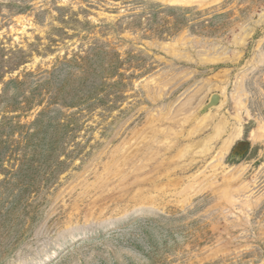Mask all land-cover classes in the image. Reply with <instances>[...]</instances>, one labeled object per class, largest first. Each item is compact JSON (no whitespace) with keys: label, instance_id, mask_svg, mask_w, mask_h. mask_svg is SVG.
Returning <instances> with one entry per match:
<instances>
[{"label":"rangeland","instance_id":"obj_1","mask_svg":"<svg viewBox=\"0 0 264 264\" xmlns=\"http://www.w3.org/2000/svg\"><path fill=\"white\" fill-rule=\"evenodd\" d=\"M210 1L0 0V264H264V0ZM163 109L242 136L128 172Z\"/></svg>","mask_w":264,"mask_h":264},{"label":"bare ground","instance_id":"obj_2","mask_svg":"<svg viewBox=\"0 0 264 264\" xmlns=\"http://www.w3.org/2000/svg\"><path fill=\"white\" fill-rule=\"evenodd\" d=\"M159 1L169 3L170 5H180V6H186V5L189 6V5L197 4V3L203 5V2H205V0H159ZM216 1H218V0H214V1L211 0L210 2H216ZM238 39H239V41L241 40V38H238ZM174 46H171V48L170 47L168 48L172 52V54H175L178 51V47L175 48ZM239 58L240 57H238V59ZM215 60H219V59L217 57L215 58V56H214L213 59H210L209 61L214 62ZM261 60H262V58H261ZM219 82H220V80H219ZM241 88L242 87L240 85V86H238L237 90H240ZM224 89L225 88L223 87V90ZM228 94H230V93H228ZM243 94H244V92H243ZM241 96H243V95H241L240 92H239V95H237V96H236L235 92L231 96L232 102L235 104V109H236V113H235V115H233V119L235 121H237L238 123L242 122L241 113L239 111L241 109H245L247 107L245 105V103L242 101ZM227 98H225V99H227ZM187 104H186L185 110L190 112L191 104H188V105ZM223 106H224V100L221 102L220 106L217 107V110L221 109ZM167 108H165V109H167ZM179 113H177V114H179ZM179 115L174 116V113H168L167 114L165 112V110L163 109L159 119H157V120L153 119L152 122H149V124L145 128H143L142 131H135V133L133 134V138H135V141L133 140L132 145L127 144V145H129V147H128L129 150L126 149L125 152L128 153L133 148V146L136 145V149L135 150L133 149L134 154L131 153V156L133 154L132 159L134 161L137 158H138V160L136 162V167H130L128 172L138 171L139 173L143 174V171H146L148 168H150L151 164H153L154 162H155V164H154V167H152V169L154 170V168L156 167V171H158V170H160L158 168L162 167L163 162L170 163V162H174L178 159H181V157L184 156L183 153L186 152L187 149H191L196 155H198V154L207 155L208 153H210L213 150L214 145L217 144L219 142V140L223 141V146L221 147V151L218 152V155L216 156L217 160L215 161V163H217V164H215L213 166H214V168H217L218 166H220V167L223 166V159L225 158L227 152L229 151V148L231 147V145L236 140H238L242 136L241 129L235 128V130H232L231 132L228 133L230 120L228 119V117H226L224 115H220V112H218V111H217V113L209 111L208 113H205L204 115L202 114L201 117L195 115V113L194 114L192 113L190 115H189V113H185V117H183V119L181 121H179V117H178ZM182 121L186 124L192 125V127L190 129L186 130L185 126L183 127L182 124L179 125ZM176 125H178L179 127ZM209 128L212 129L211 134H209L205 138H201L198 141L194 140V137L196 135L202 134L203 132H205ZM260 129L263 131L262 136H264V124L261 125ZM227 134H228L227 138L223 139ZM254 138H256V132L253 133V139ZM182 139L190 140V143L183 144ZM175 151L177 153L174 154ZM159 159H161V161H162V163H160V164L158 163ZM193 160L195 161L196 158ZM113 165L114 166H120L118 162L114 163ZM243 169H244V167H243ZM156 171H151L150 173H155ZM227 171L224 169V172H223L224 180H222V181L224 182V185H223V190H222L223 193L220 197V200L222 199V201H225L226 203L234 204L235 192L238 190H241V189L243 190L245 187L241 188L239 185L237 186L235 183L240 178L239 177L240 173L239 174H238V172L237 173H232V172L227 173ZM205 172L204 173L200 172L201 174L197 175L196 178L203 176L204 180H206L207 175ZM168 173H169V169L167 171V174ZM111 176H113V174ZM122 177H124V176H122ZM192 188L193 187H191V188L186 187L184 190L187 191V190H190ZM190 193H188L187 196H190L191 195ZM181 194H183V193H181ZM179 195H180V193H179ZM249 203H250V201H249Z\"/></svg>","mask_w":264,"mask_h":264}]
</instances>
